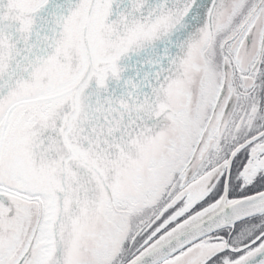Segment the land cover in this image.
<instances>
[{"label":"snow or ice","instance_id":"6c2138e0","mask_svg":"<svg viewBox=\"0 0 264 264\" xmlns=\"http://www.w3.org/2000/svg\"><path fill=\"white\" fill-rule=\"evenodd\" d=\"M0 264H264V0H0Z\"/></svg>","mask_w":264,"mask_h":264}]
</instances>
